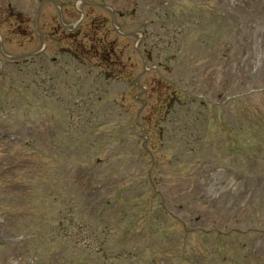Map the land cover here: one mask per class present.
I'll return each mask as SVG.
<instances>
[{
  "label": "rangeland",
  "instance_id": "374dc122",
  "mask_svg": "<svg viewBox=\"0 0 264 264\" xmlns=\"http://www.w3.org/2000/svg\"><path fill=\"white\" fill-rule=\"evenodd\" d=\"M36 1L0 0L2 8L6 2L29 14L27 39H38V30L43 34L44 25L57 23L61 10L75 8L73 0L65 7L46 0L35 21ZM95 1L91 16L100 18L93 34L131 59L123 66L131 82L103 79L100 68L88 73L67 53H50L44 65L37 60L12 67L10 51L30 53L36 46L8 48L0 28V91L20 86L24 94L9 101L0 94V106L11 103L14 115L0 116V135L12 132L15 140L6 145L7 176L32 182L29 192H12L30 198L15 211L16 229L6 225L8 238L0 235V245L6 244L0 255L12 258L9 249L18 248L29 264H264V0ZM117 27L131 36L121 40ZM149 54L152 68L145 63ZM134 62L132 74L127 67ZM161 127L160 138L155 132ZM172 130L176 146L183 145L181 156L172 155L174 183L184 189L173 207L164 202L162 213L156 196L174 199L175 186L155 191L156 181H147L156 177L148 160L125 163L123 156L131 148L140 151L143 142L151 149L165 145ZM161 155L153 153L158 162ZM0 211L7 222L2 216L8 209ZM24 213L31 217L24 220ZM164 233L170 236L166 245ZM121 234L126 238L120 242Z\"/></svg>",
  "mask_w": 264,
  "mask_h": 264
}]
</instances>
